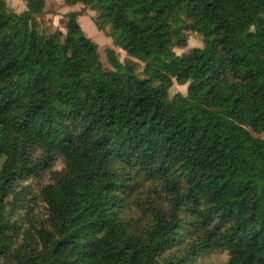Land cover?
Wrapping results in <instances>:
<instances>
[{"label": "trees", "instance_id": "1", "mask_svg": "<svg viewBox=\"0 0 264 264\" xmlns=\"http://www.w3.org/2000/svg\"><path fill=\"white\" fill-rule=\"evenodd\" d=\"M23 1L0 0V264H264V0H65L111 68L84 9L48 31ZM45 173L41 213L21 182Z\"/></svg>", "mask_w": 264, "mask_h": 264}, {"label": "rangeland", "instance_id": "2", "mask_svg": "<svg viewBox=\"0 0 264 264\" xmlns=\"http://www.w3.org/2000/svg\"><path fill=\"white\" fill-rule=\"evenodd\" d=\"M9 7L15 10H22L24 7L23 0H6ZM84 9V14L79 16V22L85 31V33L91 37L99 45V54L103 65L107 68H111L107 58V49L113 48L117 51L120 60H125L128 58L127 53L114 45L113 40L105 32L97 29L94 19L97 15L96 11L91 10L82 3L75 5H68L65 0H46L45 14L39 16L38 18L43 22L44 27L48 31H55L60 29L65 31V22L67 20L66 13L72 10H82ZM109 31V28H107ZM188 37V45L184 48L176 47L175 51L178 54L190 51L193 47L203 46V36L200 33L186 31ZM137 60V59H135ZM138 61V60H137ZM144 63L140 62V71H142ZM177 92L186 93L187 85H181L174 82V85L170 89V94L174 95ZM255 136L264 138L263 132H256L252 130ZM62 162L58 160L54 168H61ZM49 180V174H42L39 177L29 178L24 182H21V186H25L29 191L30 195L28 198H32V204L37 212L44 211V203L39 197V191L43 184L47 183ZM20 186V187H21ZM229 258L228 250L225 248H214L211 250L202 251L200 254L194 256L190 260H186L185 264H227Z\"/></svg>", "mask_w": 264, "mask_h": 264}]
</instances>
